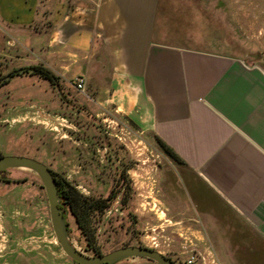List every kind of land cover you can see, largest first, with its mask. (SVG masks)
Listing matches in <instances>:
<instances>
[{
	"label": "crops",
	"instance_id": "0c3cea01",
	"mask_svg": "<svg viewBox=\"0 0 264 264\" xmlns=\"http://www.w3.org/2000/svg\"><path fill=\"white\" fill-rule=\"evenodd\" d=\"M197 6L0 0L2 121L67 102L81 118L125 117L179 158L160 150L168 167L158 171V191L171 220L206 236L235 220L264 242V68L190 39ZM34 65L57 80L12 74ZM76 77L85 79L83 91Z\"/></svg>",
	"mask_w": 264,
	"mask_h": 264
},
{
	"label": "rangeland",
	"instance_id": "374dc122",
	"mask_svg": "<svg viewBox=\"0 0 264 264\" xmlns=\"http://www.w3.org/2000/svg\"><path fill=\"white\" fill-rule=\"evenodd\" d=\"M196 5L200 10L194 26L187 29L190 39L264 68V0H196ZM25 111L26 115L4 121L0 111L2 154L33 157L91 196L106 197L121 169L126 170L133 188L130 197L123 203L117 196L108 208L111 212L95 222L96 245L102 254L137 245L171 260L184 261L194 253L204 256L207 264H213L212 259L217 264H264V242L239 221L206 236L169 218L157 178L158 171L168 166L157 141L139 125L110 114L104 115L105 120L92 119L90 112L81 118L73 102L61 109ZM108 143L114 148L101 155L98 148ZM65 218L72 245L86 255H97L88 249L67 210ZM17 260L20 264H76L56 241L39 176L28 169L9 168L0 172V264H19ZM114 264L158 263L132 256Z\"/></svg>",
	"mask_w": 264,
	"mask_h": 264
},
{
	"label": "water",
	"instance_id": "95a60500",
	"mask_svg": "<svg viewBox=\"0 0 264 264\" xmlns=\"http://www.w3.org/2000/svg\"><path fill=\"white\" fill-rule=\"evenodd\" d=\"M9 168H24L35 172L44 187L48 203L49 215L56 241L63 252L78 264H114L121 259L141 256L158 264H175L161 252L146 246L127 245L114 249L106 254L89 256L74 247L69 240L67 221L64 210L60 207L61 197L58 193L57 183L49 168L43 162L24 155H1L0 172Z\"/></svg>",
	"mask_w": 264,
	"mask_h": 264
},
{
	"label": "trees",
	"instance_id": "16d2710c",
	"mask_svg": "<svg viewBox=\"0 0 264 264\" xmlns=\"http://www.w3.org/2000/svg\"><path fill=\"white\" fill-rule=\"evenodd\" d=\"M16 73L38 74L51 82L57 80V76L50 69L42 65L22 67L12 72V74ZM156 141L160 150L165 155L175 160L179 159L174 151L159 138L156 137ZM1 155L3 154L0 151V156ZM51 171L57 183L58 193L61 197L60 207L64 210V216L66 210L73 215L78 229L86 240L88 249L94 251L97 255H101L102 253L96 245L95 222L104 215L105 210L111 206L117 196H121V201L123 203H125L130 197L133 188L128 179V175L126 174V170L121 169L116 186L110 190L106 197L85 195L65 175L58 173L53 169H51Z\"/></svg>",
	"mask_w": 264,
	"mask_h": 264
},
{
	"label": "built area",
	"instance_id": "2783aa9c",
	"mask_svg": "<svg viewBox=\"0 0 264 264\" xmlns=\"http://www.w3.org/2000/svg\"><path fill=\"white\" fill-rule=\"evenodd\" d=\"M85 84H86V81L83 77H76L74 79V86L76 87V89L80 91L84 90ZM115 210H117V208H115ZM110 212H111V209L106 210V214H109ZM200 258H201V261H198ZM174 261L176 264H207L204 256L194 254V253H192L189 257H187L186 260L184 261H180V260H174ZM211 262L213 264H217V262L214 259H212Z\"/></svg>",
	"mask_w": 264,
	"mask_h": 264
},
{
	"label": "flooded vegetation",
	"instance_id": "af4514ba",
	"mask_svg": "<svg viewBox=\"0 0 264 264\" xmlns=\"http://www.w3.org/2000/svg\"><path fill=\"white\" fill-rule=\"evenodd\" d=\"M116 198H117V197H116ZM116 198H115V199H116ZM107 209H108V208H107ZM107 209H106V210H107ZM106 210H105V212H104V215L106 214ZM101 255H102V254H101ZM172 261L175 263L174 260H172ZM16 263H17V262H16ZM46 263H47V262H45V261L41 262V264H46ZM104 264H105V263H104ZM175 264H176V263H175Z\"/></svg>",
	"mask_w": 264,
	"mask_h": 264
}]
</instances>
